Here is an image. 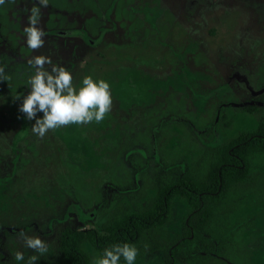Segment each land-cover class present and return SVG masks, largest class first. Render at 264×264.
<instances>
[{"label":"rangeland","instance_id":"374dc122","mask_svg":"<svg viewBox=\"0 0 264 264\" xmlns=\"http://www.w3.org/2000/svg\"><path fill=\"white\" fill-rule=\"evenodd\" d=\"M190 1L48 0L39 24L44 44L35 50L22 33L32 0L0 6V248L9 264H17V250L25 259L33 254L21 231L47 241L37 261L49 259L63 227L89 228L122 203L139 205L155 193L156 174L197 163L205 169L213 150L258 127L261 114L232 105L250 97L232 75L264 87V0H192L195 8ZM36 55L69 68L74 84L85 75L108 81L104 119L34 135L35 119L19 106ZM256 169L258 189L233 217H254L245 255L209 264H264V154ZM174 212L173 237L187 204L175 201ZM84 249L91 260L98 254L88 243ZM161 262L155 254L135 264Z\"/></svg>","mask_w":264,"mask_h":264},{"label":"trees","instance_id":"16d2710c","mask_svg":"<svg viewBox=\"0 0 264 264\" xmlns=\"http://www.w3.org/2000/svg\"><path fill=\"white\" fill-rule=\"evenodd\" d=\"M190 2V8H195ZM60 35L72 36L68 32ZM8 77L11 82L15 79L11 74ZM249 96L232 105L241 113L261 114L255 130L241 131L213 150L205 169L197 163L156 174L155 193L139 205L122 203L105 221L89 228L63 227L55 254L36 264H91L85 243L97 253L118 242L135 244L139 250L136 261L159 254L161 264H209L214 258L243 257V237L253 227L254 217H242L236 222L233 217L249 194L258 189L256 159L264 154V92ZM25 126L28 133V120ZM175 201L185 202L188 212L181 231L173 237L169 226ZM0 264H9L1 248Z\"/></svg>","mask_w":264,"mask_h":264},{"label":"clouds","instance_id":"9594fccd","mask_svg":"<svg viewBox=\"0 0 264 264\" xmlns=\"http://www.w3.org/2000/svg\"><path fill=\"white\" fill-rule=\"evenodd\" d=\"M7 0H0L5 6ZM28 9L27 24L22 33L28 49L35 50L44 44V30L39 26L41 8L48 7V0H32ZM31 74L27 79L28 93L23 96L19 111L29 120L35 119L31 131L43 137L50 129H56L70 123L87 124L100 122L110 111L112 97L108 81L85 75L79 84L73 83L69 68L53 64L50 57L36 55L29 59ZM45 65H51L50 68ZM6 79L5 67L0 65V80ZM42 113V116H37ZM19 236L24 247L33 250L25 259L23 252L17 250L14 260L17 264H36V261L49 251L47 241L38 235H28L21 231ZM138 248L135 244L118 242L102 249L92 257L91 264H135Z\"/></svg>","mask_w":264,"mask_h":264},{"label":"flooded vegetation","instance_id":"af4514ba","mask_svg":"<svg viewBox=\"0 0 264 264\" xmlns=\"http://www.w3.org/2000/svg\"><path fill=\"white\" fill-rule=\"evenodd\" d=\"M185 10H186V5H185ZM242 75H244V74H242ZM244 76H245V75H244ZM232 77H233V79L236 80V82H237L238 84H240V85H241V86L247 91V93L249 92V93L252 94L253 96H258V95H260V94H263V93H260V94H258V95H255L252 91H254V92H258V91L263 90L264 87L260 88L259 90H254V89H252V88L250 87V85H249L247 79L244 78V77H242V76H240V75H239V72H237V71L234 72L233 75H232ZM246 99H247V98H246ZM241 101H242V100H241ZM243 101H244V100H243Z\"/></svg>","mask_w":264,"mask_h":264},{"label":"water","instance_id":"95a60500","mask_svg":"<svg viewBox=\"0 0 264 264\" xmlns=\"http://www.w3.org/2000/svg\"><path fill=\"white\" fill-rule=\"evenodd\" d=\"M255 95H258V94H260V93H263L264 92V89L263 90H261V91H258V92H254V91H252Z\"/></svg>","mask_w":264,"mask_h":264}]
</instances>
